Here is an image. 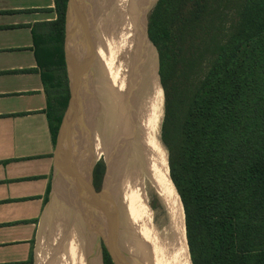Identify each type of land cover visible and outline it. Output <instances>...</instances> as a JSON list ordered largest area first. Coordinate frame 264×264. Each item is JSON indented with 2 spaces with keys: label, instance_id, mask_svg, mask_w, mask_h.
Masks as SVG:
<instances>
[{
  "label": "trees",
  "instance_id": "obj_1",
  "mask_svg": "<svg viewBox=\"0 0 264 264\" xmlns=\"http://www.w3.org/2000/svg\"><path fill=\"white\" fill-rule=\"evenodd\" d=\"M66 3L32 29L53 145L69 99ZM134 76L141 96L163 91L160 138L191 263L264 264V0H157ZM103 174L96 163V187ZM107 188L126 215L131 181L112 171ZM103 264H113L105 248Z\"/></svg>",
  "mask_w": 264,
  "mask_h": 264
},
{
  "label": "bare ground",
  "instance_id": "obj_2",
  "mask_svg": "<svg viewBox=\"0 0 264 264\" xmlns=\"http://www.w3.org/2000/svg\"><path fill=\"white\" fill-rule=\"evenodd\" d=\"M89 2L95 22L85 17L83 23L88 26V21L89 25L94 22L92 32L88 33V43L97 52L98 61L91 84L82 94L83 109L78 117L77 134L80 150L86 156L90 152L95 159L103 154L106 171L102 208L99 209L97 201H87L84 176L62 171L54 185L50 210L60 219L64 206L62 218L66 225L64 229L58 227L56 234L67 237L72 264L75 261L83 264L84 258L86 264H101L93 241L96 225L104 220L106 226L111 224L116 232L131 264H192L183 207L169 176L167 152L165 158L158 137L143 112L134 76L137 49L144 33L143 22L156 0ZM105 148L114 149L112 162L102 153ZM111 166L133 184L132 202L126 215L118 211V206L113 207L107 192ZM152 195L158 197L162 211H150L147 204ZM113 218L115 222L111 221ZM157 221L163 237L162 261L155 260L150 238ZM70 226L73 228L69 229ZM108 230L107 227L106 232ZM80 237L85 239V245L81 243L79 247L76 243Z\"/></svg>",
  "mask_w": 264,
  "mask_h": 264
},
{
  "label": "crops",
  "instance_id": "obj_3",
  "mask_svg": "<svg viewBox=\"0 0 264 264\" xmlns=\"http://www.w3.org/2000/svg\"><path fill=\"white\" fill-rule=\"evenodd\" d=\"M55 18L54 0H0V264H33L35 220L51 190L54 145L32 29Z\"/></svg>",
  "mask_w": 264,
  "mask_h": 264
},
{
  "label": "water",
  "instance_id": "obj_4",
  "mask_svg": "<svg viewBox=\"0 0 264 264\" xmlns=\"http://www.w3.org/2000/svg\"><path fill=\"white\" fill-rule=\"evenodd\" d=\"M85 17L90 22V19L95 22V16L89 0H67L63 53L69 99L57 131L54 145V159L55 170H58L59 173L63 171L66 174L68 173L74 176H84L86 199L87 201L96 202L103 195V183L100 192H97L92 182V169L96 161L93 155H90V152L86 156L80 150L81 143L77 134L79 132L77 126L79 121L78 117L83 109L81 104L82 94L91 84L93 69L98 61L97 52L88 43V33L92 32L91 29L94 22L89 25L88 21V26H86L83 23ZM81 49L83 52H81ZM71 172L74 173L71 174ZM104 222L106 223L105 220ZM107 227L109 228L108 232H106L108 235L104 233L102 224L96 225L95 245L101 251H103L104 246L113 264H131V259L122 247L116 232L112 230L111 224H107Z\"/></svg>",
  "mask_w": 264,
  "mask_h": 264
},
{
  "label": "rangeland",
  "instance_id": "obj_5",
  "mask_svg": "<svg viewBox=\"0 0 264 264\" xmlns=\"http://www.w3.org/2000/svg\"><path fill=\"white\" fill-rule=\"evenodd\" d=\"M152 7H151V9H152ZM151 9L147 11V16H146L147 18H148V15H149ZM147 18H146L145 22H143L144 23L143 24V31H145V28L147 25ZM138 47H139V45H138ZM141 103H142L143 112H144L149 124L151 125V127L155 131V133L158 137V140H159L160 149L166 158V152L167 151H166L165 147L163 146V144L161 142V138H160L161 122L163 119V111H164V109H163L164 98H163L162 89L158 90V91H154V92H148V93L142 95L141 96ZM56 136H57V134H56ZM102 153H104L106 158L110 159V162H112V159L114 158V149L105 148ZM95 161L101 162L103 164L104 173H105L106 168H105L103 156L101 154L98 155L95 158ZM111 170L120 174V172L117 171L116 169H114L112 166H111ZM59 175H60V173L58 172V170H54V172L51 176V190H50L49 196L47 198V202H46L45 206L43 207V210H42L40 216L35 220L36 233H35V237L33 239V250H34L33 251V264H40V262L42 264H67V263L72 264V262H73L72 259L69 257L70 254L68 253L69 250H68V246H67V242H68L67 237H65V236L59 237L56 234L58 227H62L64 229V226L66 225L64 218H62L64 211H65V208H64V206L61 207V211H60L61 218L59 217L60 219H58L56 217V213L54 210H53L54 212H51V210H50V207L52 205L51 199L53 196L54 185H55V182L57 180V177H59ZM68 181L69 180L67 179V182ZM101 181H100L98 187H96L97 192H100V190L102 188L103 180H101ZM100 197H101L100 201L102 204V196H100ZM147 205L150 208V211H152V212L162 211V209H163L161 202L159 201L158 197H155V195L151 196ZM98 207H99V205H98ZM101 208L102 207H99L100 210H101ZM56 219H58V220L55 224ZM92 222H93V220H92ZM100 224L103 225V231L106 232L107 226H106L105 222L100 221L97 225H100ZM159 224H160V222L157 221L156 224L153 226L152 233L150 234V238H151L152 250L154 252L155 260L162 261L163 255L161 254V246H162L161 241H162L163 237L161 234V229L159 227ZM71 228H73V227L70 226L69 229H71ZM65 235H66V232H65ZM83 240L80 237L78 239L79 242H77L76 244L79 247L81 246V243H83V245H85V239L83 238ZM93 243H95V239H94ZM95 249L97 250V257L99 258V261L102 264L101 250L99 249L98 246H96ZM75 260H76V257H75ZM84 262H83V264H86L85 258H84ZM75 263H76V261L73 264H75ZM76 264H80V263L78 262Z\"/></svg>",
  "mask_w": 264,
  "mask_h": 264
},
{
  "label": "flooded vegetation",
  "instance_id": "obj_6",
  "mask_svg": "<svg viewBox=\"0 0 264 264\" xmlns=\"http://www.w3.org/2000/svg\"><path fill=\"white\" fill-rule=\"evenodd\" d=\"M102 156H103V154H101ZM104 158V157H103ZM96 163H99V162H96ZM96 163H95V165H96ZM95 165H94V167H93V169H92V182H93V185H94V187H95V189H96V180H95V175H94V169H95ZM103 176H104V174H103ZM102 180H103V177H102ZM102 182V181H101ZM101 198V197H100ZM98 203V202H97ZM103 248H104V246H103ZM101 254H102V263H103V251H101ZM111 259V258H110Z\"/></svg>",
  "mask_w": 264,
  "mask_h": 264
}]
</instances>
